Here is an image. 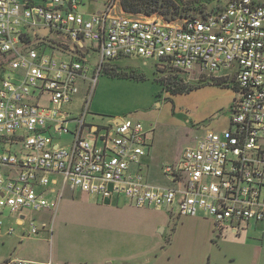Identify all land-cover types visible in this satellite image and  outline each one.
Listing matches in <instances>:
<instances>
[{
	"label": "built area",
	"instance_id": "obj_1",
	"mask_svg": "<svg viewBox=\"0 0 264 264\" xmlns=\"http://www.w3.org/2000/svg\"><path fill=\"white\" fill-rule=\"evenodd\" d=\"M99 2L101 10L89 13L81 10L85 0H0V215L29 224L27 237L46 229L24 212L55 206L47 195L56 177L63 189L105 204L127 199L171 216L204 215L216 237L242 223H264V0H230L215 13L170 22L136 18L122 0ZM88 42L101 59L91 79ZM129 57L178 74L225 72L221 80L231 79L237 92L229 128L208 131L177 163L162 167L167 187L147 178L153 128L130 118L88 120L104 64ZM83 86L79 113L66 111ZM65 136L71 141L63 145Z\"/></svg>",
	"mask_w": 264,
	"mask_h": 264
},
{
	"label": "rangeland",
	"instance_id": "obj_2",
	"mask_svg": "<svg viewBox=\"0 0 264 264\" xmlns=\"http://www.w3.org/2000/svg\"><path fill=\"white\" fill-rule=\"evenodd\" d=\"M92 1V6H82L81 10L93 12L102 8L99 0ZM229 1L183 0L182 4L191 9V16H201L205 11L215 13L224 9ZM133 15L170 22L160 14ZM57 41L72 44L65 37H57ZM87 44L91 47L87 63L91 79L101 59L96 44ZM61 56L70 59L66 53ZM212 79L201 73L171 72L160 67L156 60L139 57L106 62L92 92L93 114L88 120L103 124L120 116L139 120L145 126L153 125L163 146L155 151L158 164L151 180L156 185H166L168 179L160 175V168L178 162L185 148L194 145L208 131L220 132L229 126L232 81L213 79L214 83ZM199 85L202 86L191 92L177 94ZM86 87L65 107L66 111L79 113ZM70 141L71 136L59 139L63 145ZM48 200L55 205L51 209L24 212L27 221L47 225L30 237H27L29 224L18 225L17 215L9 212L0 215L3 222L0 264L24 258L51 264H61L63 260L88 262L105 254L141 256L136 261L119 264H156L158 261L157 264H264V223H242L236 233L227 230L216 237L207 217H174L167 209H139L127 199L108 207L100 198L79 189H66L60 200L54 196H48ZM12 229L14 234L7 235ZM155 254L158 261H146L147 256L155 258Z\"/></svg>",
	"mask_w": 264,
	"mask_h": 264
},
{
	"label": "crops",
	"instance_id": "obj_3",
	"mask_svg": "<svg viewBox=\"0 0 264 264\" xmlns=\"http://www.w3.org/2000/svg\"><path fill=\"white\" fill-rule=\"evenodd\" d=\"M37 3H39L41 0H36ZM85 2L87 3L85 6H92V2H89L87 0H85ZM101 9H96L95 11L93 12H99ZM89 12V11H88ZM91 13V12H89ZM223 74L220 75L219 73L216 74L213 79H217V80H221ZM237 96V92L235 91V89H233V92L230 94V97H231V103H230V107L232 106V103L233 101L235 100ZM223 108L217 110V111H214V113H217L219 112L220 110H222ZM93 114L90 110V115ZM230 117V115H229ZM118 118H121L120 116H117L116 119ZM229 120V118H228ZM96 124V123H94ZM147 128H153L154 126L153 125H147L146 126ZM229 127V126H228ZM227 127V129H228ZM154 129V128H153ZM152 138H153V142H152V147L150 148V150L148 151V154L147 156L144 158V162L146 163V165L148 166V169H147V178H148V181L153 184V185H156L152 182V176L154 175L155 171H156V165L158 164V160H157V157H156V154H155V151L157 149V147H161L163 146L162 143H161V140L160 138H158L157 136V130H154L153 132V135H152ZM182 156V155H181ZM181 159V157H180ZM179 159V160H180ZM177 163V162H176ZM169 164V163H167ZM165 164V165H167ZM173 164H175L173 162ZM159 172V171H158ZM160 175H163L165 177V175L163 174V171H162V168H160ZM55 178L56 177H53V182H52V185H51V192L47 195L48 196H54L56 197V200H58V194L59 193H62V197L64 195V191L66 189H69L71 191H75L77 189H71L70 187H65L64 189L59 185V184H55ZM170 185V182L168 181L166 185H156V186H161V187H167ZM90 196V195H89ZM61 197V198H62ZM122 199H119L117 201H115L113 204H105L103 203L105 206H108V207H111L113 206L115 203H119ZM156 210V209H154ZM157 211H160V210H157ZM171 216V215H170ZM176 215H174L175 217ZM200 216H204V215H200ZM179 217V216H178ZM206 217V216H204ZM187 218H193V219H196V218H199L198 217H187ZM208 218V217H207ZM210 219V218H209ZM211 220V219H210ZM212 224H213V221L211 220ZM16 223L18 225H20L19 221L16 220ZM213 227H214V224H213ZM162 249H164V246H162ZM166 253V252H165ZM167 254V253H166ZM152 256V255H151ZM151 256H147L146 258V261L150 263L151 260L153 261H158L159 258L157 254H155V258H151ZM141 256L139 255H136V254H129V255H124L122 257H119V256H116V255H112V254H105V255H102V256H98V257H94L90 260H88V262H84L83 260H80V261H72V262H69L68 260H63L61 262V264H119V263H128V262H131V261H136L137 258H140ZM170 257V256H169ZM155 259V260H154ZM171 257L168 259L170 260ZM15 260H21V261H24L26 262L27 264L30 263V264H51V262H41V261H32V260H29L28 258H24V259H15ZM9 261V260H6V262ZM5 262V263H6ZM159 262V261H158ZM157 262V263H158ZM156 263V264H157Z\"/></svg>",
	"mask_w": 264,
	"mask_h": 264
},
{
	"label": "trees",
	"instance_id": "obj_4",
	"mask_svg": "<svg viewBox=\"0 0 264 264\" xmlns=\"http://www.w3.org/2000/svg\"><path fill=\"white\" fill-rule=\"evenodd\" d=\"M182 2L183 0H122V7L125 12L130 14H142L149 17L155 14H160L168 21H174L177 19L188 18L192 15L191 9L182 4ZM214 80L212 79V82L215 83ZM201 86L202 85H199L187 92L177 94L188 93L200 88Z\"/></svg>",
	"mask_w": 264,
	"mask_h": 264
},
{
	"label": "water",
	"instance_id": "obj_5",
	"mask_svg": "<svg viewBox=\"0 0 264 264\" xmlns=\"http://www.w3.org/2000/svg\"><path fill=\"white\" fill-rule=\"evenodd\" d=\"M43 35H46V31H44V32H41Z\"/></svg>",
	"mask_w": 264,
	"mask_h": 264
}]
</instances>
